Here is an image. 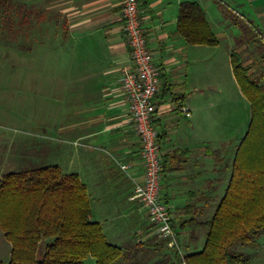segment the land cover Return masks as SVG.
<instances>
[{
	"label": "crops",
	"instance_id": "0c3cea01",
	"mask_svg": "<svg viewBox=\"0 0 264 264\" xmlns=\"http://www.w3.org/2000/svg\"><path fill=\"white\" fill-rule=\"evenodd\" d=\"M183 1H197L208 20L206 0H139L138 6L147 44L161 69L156 118L163 163L161 199L169 208L185 255L203 248L207 230L200 225L212 218L226 191L251 113L240 136L238 102L249 104L247 99H231L226 108L218 107V99H191L197 92L203 94L200 81L206 87H227L236 96L243 93L232 71L231 52L226 74H218L214 62L211 74L202 70L197 79L189 75L190 59L197 60L202 48L218 45H190L177 33V12ZM35 2L40 4L34 15L53 9L65 20L74 21V52L86 51L89 56L91 68L77 77L81 84L75 92L85 99H74V145L87 148V173H74L86 186L91 220L101 225L109 243L132 247L134 256L142 247L153 249L159 254L158 264H174V251L159 241L144 209L132 198V179L141 177L143 166L119 81V69L128 61L122 0H23L22 4L32 10ZM249 3L264 32V0ZM256 77L264 86L263 73L259 71ZM179 106L188 108L189 114L182 113ZM0 240L10 255L11 246L2 231ZM134 259L126 256L123 264Z\"/></svg>",
	"mask_w": 264,
	"mask_h": 264
},
{
	"label": "rangeland",
	"instance_id": "374dc122",
	"mask_svg": "<svg viewBox=\"0 0 264 264\" xmlns=\"http://www.w3.org/2000/svg\"><path fill=\"white\" fill-rule=\"evenodd\" d=\"M206 1L207 17L219 44L202 48L197 60L190 59L189 75L197 79L202 70L211 74L214 62L217 73L226 74L232 51L239 53L251 75L264 73V45L259 37L263 28L249 0ZM11 2L6 11L0 7V178L47 165L59 166L64 174L87 173V148L74 145V99H85L75 94L81 84L77 77L87 74L91 65L86 51L74 52V21L53 9L41 10L35 18L40 4L35 2L24 23L27 4L21 8L23 0ZM199 86L203 94L197 92L191 99H218V107L226 108L231 99H247L227 87H206L202 81ZM238 106L241 136L250 110L248 103L240 101ZM83 178L87 182L86 175ZM2 243L0 263L8 264ZM123 250V255L135 257L126 264H158L159 254L153 249L142 247L136 256L132 247ZM233 250L248 254L250 264H264V231L252 243H236ZM123 263L120 259L114 264ZM84 264H95L94 258L86 257Z\"/></svg>",
	"mask_w": 264,
	"mask_h": 264
},
{
	"label": "trees",
	"instance_id": "16d2710c",
	"mask_svg": "<svg viewBox=\"0 0 264 264\" xmlns=\"http://www.w3.org/2000/svg\"><path fill=\"white\" fill-rule=\"evenodd\" d=\"M0 1L4 11L12 3ZM31 13L24 8V23ZM176 31L190 45L219 44L197 1L179 4ZM230 58L250 105L248 129L235 152L226 191L212 218L200 225L207 230L203 248L185 255L174 250V264H250V256L233 246L252 243L264 231V86L239 53L232 51ZM90 216L86 186L76 173L64 174L59 166L47 165L0 178V230L11 246L8 264H84L88 256L95 264H114L128 257L106 240L101 225Z\"/></svg>",
	"mask_w": 264,
	"mask_h": 264
},
{
	"label": "built area",
	"instance_id": "2783aa9c",
	"mask_svg": "<svg viewBox=\"0 0 264 264\" xmlns=\"http://www.w3.org/2000/svg\"><path fill=\"white\" fill-rule=\"evenodd\" d=\"M138 4L139 0H122L121 3L128 61L119 69V81L127 102V112L140 143L139 157L143 166L141 177L132 179V198L144 209L146 219L157 238L182 255L169 208L160 193L163 163L159 153L156 118L157 95L162 87L161 69L147 44ZM259 37L264 45V32L259 33ZM178 108L182 113L189 114L188 108ZM120 167L126 169V165Z\"/></svg>",
	"mask_w": 264,
	"mask_h": 264
}]
</instances>
